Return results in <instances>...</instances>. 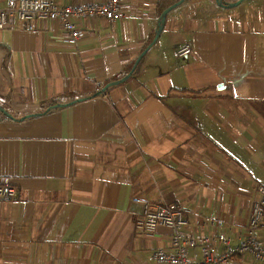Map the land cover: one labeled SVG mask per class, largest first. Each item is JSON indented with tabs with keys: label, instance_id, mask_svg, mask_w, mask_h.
<instances>
[{
	"label": "crops",
	"instance_id": "obj_1",
	"mask_svg": "<svg viewBox=\"0 0 264 264\" xmlns=\"http://www.w3.org/2000/svg\"><path fill=\"white\" fill-rule=\"evenodd\" d=\"M174 1L121 0L76 43L57 22L0 30V184L15 190L0 264H157L170 232L137 230L136 198L188 210L216 253L218 234H245L264 186V0H185L148 48Z\"/></svg>",
	"mask_w": 264,
	"mask_h": 264
},
{
	"label": "built area",
	"instance_id": "obj_2",
	"mask_svg": "<svg viewBox=\"0 0 264 264\" xmlns=\"http://www.w3.org/2000/svg\"><path fill=\"white\" fill-rule=\"evenodd\" d=\"M61 0H10L9 7L0 10V30L7 24L24 22L28 28L40 21H51L60 24L71 43L82 37L77 23L93 18H102L110 23L120 20L121 0L104 2H85L78 0L73 5L59 6ZM178 56L191 54L190 46L176 52ZM258 198L250 210L245 234L232 246L231 239L225 234H218L214 242L223 245L225 250L216 253L211 247V240L202 234L188 230L189 211L175 205L152 203L146 199L136 198L134 202L141 206V214L135 222V228L148 238L156 235L159 229L170 232L171 251L156 250L152 254L157 264H229L237 257H249L258 264H264V244L257 239L256 231L264 230V186L257 189ZM15 196V190L7 183L0 184V200L9 201ZM212 229L222 228V221L210 223ZM211 247V249H210ZM198 249L200 259L190 258L189 250Z\"/></svg>",
	"mask_w": 264,
	"mask_h": 264
},
{
	"label": "water",
	"instance_id": "obj_3",
	"mask_svg": "<svg viewBox=\"0 0 264 264\" xmlns=\"http://www.w3.org/2000/svg\"><path fill=\"white\" fill-rule=\"evenodd\" d=\"M185 0H179L177 3L169 6L166 10H164L157 22V30H156V34H155V37H154V40L153 42L148 46V48H150L152 46V44L157 40L158 36L160 35L161 31L163 30V25H164V22H165V19H166V16L168 15L169 12H171L172 10H174L175 8L179 7ZM219 6H222V7H227V6H235L236 4H233V5H226V4H223L221 2V0H215ZM145 54V51L142 53V55L139 57V59L135 62L134 64V67L132 69V72L133 70L135 69L136 65L138 64L139 60L142 58V56ZM131 72V73H132ZM131 73L126 76L123 80L125 79H128V77H130ZM123 80H120L118 81L117 83H121L123 82ZM113 85V84H112Z\"/></svg>",
	"mask_w": 264,
	"mask_h": 264
},
{
	"label": "rangeland",
	"instance_id": "obj_4",
	"mask_svg": "<svg viewBox=\"0 0 264 264\" xmlns=\"http://www.w3.org/2000/svg\"><path fill=\"white\" fill-rule=\"evenodd\" d=\"M210 240H211V238H210ZM222 246H223V245H222ZM224 250H225V247H223V250H222V251H224ZM222 251H220V252H222ZM220 252H219V253H220ZM232 261H233V260H232ZM232 261H231V262H232ZM252 261H253V260H252ZM231 262H230V263H231ZM230 263H229V264H230Z\"/></svg>",
	"mask_w": 264,
	"mask_h": 264
},
{
	"label": "trees",
	"instance_id": "obj_5",
	"mask_svg": "<svg viewBox=\"0 0 264 264\" xmlns=\"http://www.w3.org/2000/svg\"><path fill=\"white\" fill-rule=\"evenodd\" d=\"M178 1H179V0H176V1H174V2L177 3ZM174 2H172V3L170 4V6L173 5V4H175Z\"/></svg>",
	"mask_w": 264,
	"mask_h": 264
}]
</instances>
